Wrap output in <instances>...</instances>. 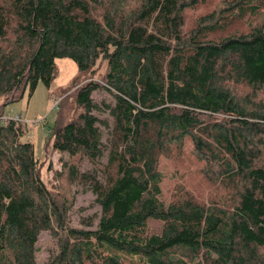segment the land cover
<instances>
[{
    "label": "trees",
    "instance_id": "1",
    "mask_svg": "<svg viewBox=\"0 0 264 264\" xmlns=\"http://www.w3.org/2000/svg\"><path fill=\"white\" fill-rule=\"evenodd\" d=\"M62 57L105 65L45 139L87 160L62 165L99 212L69 226L20 123L0 121V264H264V0H0V97L48 87ZM163 158L212 193L181 180L166 201ZM41 231L57 248L38 263Z\"/></svg>",
    "mask_w": 264,
    "mask_h": 264
},
{
    "label": "rangeland",
    "instance_id": "2",
    "mask_svg": "<svg viewBox=\"0 0 264 264\" xmlns=\"http://www.w3.org/2000/svg\"><path fill=\"white\" fill-rule=\"evenodd\" d=\"M54 68V78L48 87L38 82L30 96L27 95V88L22 91L20 96H18L19 92H16L15 100L12 99V96L8 99L1 96L0 118L2 115L5 117L7 114L9 116L16 115L20 118L16 121L20 123L23 129L19 139L29 141L32 144L34 155L38 161L40 178L47 187L52 188L54 192L57 191L65 199L66 204H70L66 217L67 224L72 227H79V218L86 215H94L95 223L99 208L93 202V194L89 190L77 181L71 183L67 180L66 170L62 163H77L82 170L87 169L89 163L85 158H77V156L68 158L66 154L50 149L49 143L47 144L45 139L50 127L54 125L55 118L61 120L59 123H63L76 116L78 108L73 102L75 89L87 79L93 78L100 81L105 65L104 62H97L94 72H79L76 64L71 59L62 57L54 59ZM243 88L236 87L235 92L240 95ZM259 96L264 97V91ZM91 98L96 102L103 99L112 103L111 95L104 89L92 91ZM54 99L58 104L56 108H51ZM104 139L105 136H102L103 141ZM104 155L105 150L103 157L100 159L101 163L105 161ZM184 164L185 166H181L180 170V172L183 171V173L181 172L182 176L178 180L179 175L175 173L174 167L180 166L173 165L171 160L166 158L160 160L159 166L163 174L162 193L166 201L172 198L174 185L181 180L190 186L192 192L199 199H204L206 194L213 191L205 181H201L195 163L194 165H188L184 160ZM35 247L36 261L38 263L44 262L51 252L56 251V238L47 231H41L37 236Z\"/></svg>",
    "mask_w": 264,
    "mask_h": 264
},
{
    "label": "built area",
    "instance_id": "3",
    "mask_svg": "<svg viewBox=\"0 0 264 264\" xmlns=\"http://www.w3.org/2000/svg\"><path fill=\"white\" fill-rule=\"evenodd\" d=\"M57 104H58L57 101L54 99V101H53V105L51 106V108H53V107L56 108V107H57ZM13 116H14V115H13ZM13 116H9V114H7V115L4 117V116L2 115V117L0 118V121L5 123L6 120H10V119L13 120V121H15V122L18 121V120H20V118H19L18 116H16V115H15L14 117H13ZM3 118H4V119H3Z\"/></svg>",
    "mask_w": 264,
    "mask_h": 264
}]
</instances>
